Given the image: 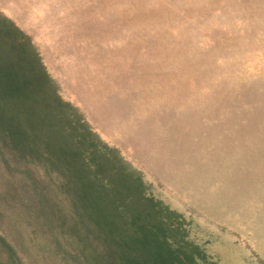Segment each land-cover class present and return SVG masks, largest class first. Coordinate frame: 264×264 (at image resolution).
Instances as JSON below:
<instances>
[{
	"label": "rangeland",
	"instance_id": "1",
	"mask_svg": "<svg viewBox=\"0 0 264 264\" xmlns=\"http://www.w3.org/2000/svg\"><path fill=\"white\" fill-rule=\"evenodd\" d=\"M0 12L67 117L113 147L197 246L195 264H264V0H0ZM64 181L0 139V234L14 250L0 247V264L103 256Z\"/></svg>",
	"mask_w": 264,
	"mask_h": 264
},
{
	"label": "trees",
	"instance_id": "2",
	"mask_svg": "<svg viewBox=\"0 0 264 264\" xmlns=\"http://www.w3.org/2000/svg\"><path fill=\"white\" fill-rule=\"evenodd\" d=\"M20 34L0 12V139L45 160L65 177L62 186L103 245V256L92 264H195L197 246L176 238L172 215L143 191L141 176L80 116L67 117L68 102L59 97L36 51ZM145 218L149 222L142 226ZM146 236L152 238L149 245ZM2 246L13 253L0 234Z\"/></svg>",
	"mask_w": 264,
	"mask_h": 264
}]
</instances>
